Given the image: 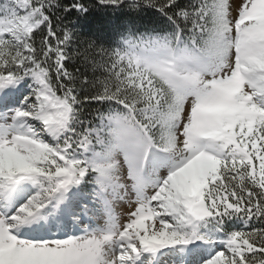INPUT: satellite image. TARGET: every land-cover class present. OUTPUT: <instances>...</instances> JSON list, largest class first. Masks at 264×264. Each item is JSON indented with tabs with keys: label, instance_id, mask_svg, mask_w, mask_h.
Masks as SVG:
<instances>
[{
	"label": "snow or ice",
	"instance_id": "6c2138e0",
	"mask_svg": "<svg viewBox=\"0 0 264 264\" xmlns=\"http://www.w3.org/2000/svg\"><path fill=\"white\" fill-rule=\"evenodd\" d=\"M0 264H264V0H0Z\"/></svg>",
	"mask_w": 264,
	"mask_h": 264
},
{
	"label": "trees",
	"instance_id": "16d2710c",
	"mask_svg": "<svg viewBox=\"0 0 264 264\" xmlns=\"http://www.w3.org/2000/svg\"><path fill=\"white\" fill-rule=\"evenodd\" d=\"M135 18L136 17L126 9L123 11L98 9L94 10L86 19H81L79 21H77V17L75 13H73L68 16L64 23L69 24V22H71L80 36L86 38L97 33L110 36L115 29H124L127 21ZM148 18V14L145 13L142 23L146 24Z\"/></svg>",
	"mask_w": 264,
	"mask_h": 264
},
{
	"label": "rangeland",
	"instance_id": "374dc122",
	"mask_svg": "<svg viewBox=\"0 0 264 264\" xmlns=\"http://www.w3.org/2000/svg\"><path fill=\"white\" fill-rule=\"evenodd\" d=\"M119 210H121L122 212H126L128 210L127 205H121L119 206Z\"/></svg>",
	"mask_w": 264,
	"mask_h": 264
}]
</instances>
